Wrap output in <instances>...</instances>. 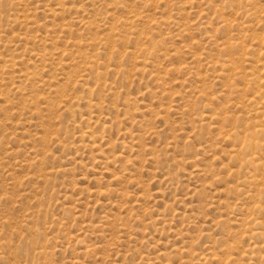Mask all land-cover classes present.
<instances>
[{"label": "rangeland", "instance_id": "obj_1", "mask_svg": "<svg viewBox=\"0 0 264 264\" xmlns=\"http://www.w3.org/2000/svg\"><path fill=\"white\" fill-rule=\"evenodd\" d=\"M0 264H264V0H0Z\"/></svg>", "mask_w": 264, "mask_h": 264}]
</instances>
